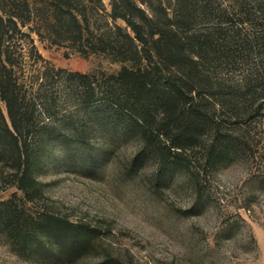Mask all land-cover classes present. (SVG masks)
I'll use <instances>...</instances> for the list:
<instances>
[{
	"label": "trees",
	"instance_id": "obj_1",
	"mask_svg": "<svg viewBox=\"0 0 264 264\" xmlns=\"http://www.w3.org/2000/svg\"><path fill=\"white\" fill-rule=\"evenodd\" d=\"M35 39L120 67L56 66ZM257 120L264 131V0H0V182L16 189L0 199L9 232L34 239L47 229L27 206L44 163L96 162L112 144L129 152L128 174L150 160L154 186L181 174L200 198L209 172L251 148ZM71 232L61 246L76 250L82 237Z\"/></svg>",
	"mask_w": 264,
	"mask_h": 264
},
{
	"label": "rangeland",
	"instance_id": "obj_2",
	"mask_svg": "<svg viewBox=\"0 0 264 264\" xmlns=\"http://www.w3.org/2000/svg\"><path fill=\"white\" fill-rule=\"evenodd\" d=\"M35 43L45 58L70 70L120 67L102 55ZM252 136L251 148L206 175L200 198L181 174L154 186L150 160L128 174L129 152L112 144L96 162L75 156L44 163L41 193L27 206L47 229L32 239L0 223V264H264V131L258 120ZM92 140L102 143L100 136ZM15 190L0 182V199ZM62 222L73 227L59 228ZM74 229L82 247H62Z\"/></svg>",
	"mask_w": 264,
	"mask_h": 264
}]
</instances>
